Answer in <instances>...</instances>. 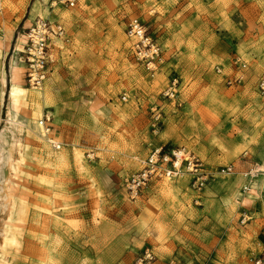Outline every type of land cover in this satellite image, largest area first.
<instances>
[{
    "label": "rangeland",
    "instance_id": "374dc122",
    "mask_svg": "<svg viewBox=\"0 0 264 264\" xmlns=\"http://www.w3.org/2000/svg\"><path fill=\"white\" fill-rule=\"evenodd\" d=\"M38 2L0 0V37L11 36L5 83L15 40ZM46 6L43 17L61 20L71 42L55 49L38 118L50 116L64 146L37 137L29 118L34 87L25 78L26 115L10 116L8 95L0 96V264H37L44 248L48 264H136L145 248L184 264H249L264 250L260 183L242 195L239 176L220 177L195 203L185 180L157 182L132 199L122 179L138 168L136 156L162 145L188 146L212 166L243 159L264 168V97L256 90L264 0ZM132 17L162 45L154 78L131 57L125 28ZM240 62L247 64L242 82L228 85Z\"/></svg>",
    "mask_w": 264,
    "mask_h": 264
},
{
    "label": "built area",
    "instance_id": "2783aa9c",
    "mask_svg": "<svg viewBox=\"0 0 264 264\" xmlns=\"http://www.w3.org/2000/svg\"><path fill=\"white\" fill-rule=\"evenodd\" d=\"M78 0H60V3L68 7L76 6ZM125 34L130 40V54L133 60L139 64L146 74L154 78L162 69L164 53L161 43L145 26L144 22L137 18H129L126 23ZM25 42L20 51L25 64L24 78L32 87H40L46 80L49 71L56 61L55 49L59 44H69L71 34L65 24L59 19L37 16L32 24L24 30ZM237 62V61H236ZM247 64L240 62L237 74L234 78H227L228 85L240 83L243 80V72ZM221 73V69L217 68ZM170 86L165 96L169 99L176 97L174 85ZM257 93L264 97V73L256 84ZM122 100H127V95H122ZM44 127L49 144L56 150H60L64 144L53 135V125L50 116L44 113L40 119ZM138 168L127 174L122 179V185L127 195L132 198L143 196L155 183L160 181L185 180L193 195V201L200 203L202 192L217 178L224 176H239L242 179L239 192L242 195L250 193L254 182L260 183L259 197L264 200V168L258 163L249 164L238 168L230 163L222 166H212L193 149L185 145H162L152 148L145 156H136ZM136 264H184L177 256L159 259L150 248L143 249L137 254ZM249 264H264V250L250 258Z\"/></svg>",
    "mask_w": 264,
    "mask_h": 264
},
{
    "label": "bare ground",
    "instance_id": "6f19581e",
    "mask_svg": "<svg viewBox=\"0 0 264 264\" xmlns=\"http://www.w3.org/2000/svg\"><path fill=\"white\" fill-rule=\"evenodd\" d=\"M46 1L47 0H41L38 4L36 3L31 7L29 16L26 20V25H27L26 27H29L37 16H43L49 13L48 6H46ZM6 38H7L6 34L4 37H0V96L2 95L5 96V94L8 95L7 109H8V114L10 116L13 115V117H15L19 113L26 115L27 107H28L27 95L29 91L24 84L25 64L21 56L19 55V52L23 49V44L25 42L24 32H20L18 37L16 38L13 53L10 56L8 83H5V78H4L5 77L4 59H5L6 44H7ZM42 88L43 87H34L33 88L34 90H32L30 93L31 99L33 100L31 103L33 107H32L31 116L29 118L31 119L30 122L33 125L36 134L38 135L37 137L42 141H44V144H47L48 146L49 137L47 136L44 127L40 124V119L38 118L43 115V106L41 101L43 99L44 93ZM26 138L27 136L25 137V140ZM21 144H18V146L21 147ZM49 151L50 154L52 155L55 154V156L59 153L54 150H49ZM77 156H79V154ZM49 257H50V249L44 248V251H42V253L38 257L37 264H48Z\"/></svg>",
    "mask_w": 264,
    "mask_h": 264
},
{
    "label": "crops",
    "instance_id": "0c3cea01",
    "mask_svg": "<svg viewBox=\"0 0 264 264\" xmlns=\"http://www.w3.org/2000/svg\"><path fill=\"white\" fill-rule=\"evenodd\" d=\"M41 0H39V2H40ZM38 2V3H39ZM37 3V4H38ZM7 35V38H6V41H7V44H6V53H5V58H6V56H7V51H8V44H9V42H10V39H11V36H10V34H6ZM16 41V40H15ZM251 165V164H253L252 162H250V163H248L247 161H244L243 159H242V162H241V164L240 165H237L238 166V168H241V167H246V166H248V165Z\"/></svg>",
    "mask_w": 264,
    "mask_h": 264
}]
</instances>
